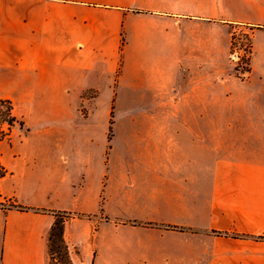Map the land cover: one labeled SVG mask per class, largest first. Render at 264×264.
Segmentation results:
<instances>
[{"label": "crops", "instance_id": "0c3cea01", "mask_svg": "<svg viewBox=\"0 0 264 264\" xmlns=\"http://www.w3.org/2000/svg\"><path fill=\"white\" fill-rule=\"evenodd\" d=\"M125 86L184 136H147L125 193L136 213L67 222L74 264H264V0H0V101L16 121L0 143V206L32 209L0 207V264H50L57 214L87 216L74 203L99 199L90 157L54 125L75 109L88 119L104 93L114 107ZM220 110L262 132L203 136Z\"/></svg>", "mask_w": 264, "mask_h": 264}, {"label": "rangeland", "instance_id": "374dc122", "mask_svg": "<svg viewBox=\"0 0 264 264\" xmlns=\"http://www.w3.org/2000/svg\"><path fill=\"white\" fill-rule=\"evenodd\" d=\"M234 38L237 45L250 47L248 35L240 34ZM235 76L239 78L236 72ZM139 94L130 86L123 87L117 92V101L112 109L108 102L110 94L104 93L101 103L88 119L83 118L80 109H75L72 120L54 125L64 132V136H70L71 148L83 150L90 157L87 190L93 198L99 191L100 197L89 201L77 200L74 205L77 209H84L87 216L96 218L99 226L103 222L101 217L115 219L137 212L130 200H126L125 193L131 190L130 183L135 175L147 165V136L183 135L181 132L177 134L176 128L180 126L178 120L170 124L167 109L135 107L139 102H152V99H139ZM219 116L223 123L204 124L203 136H250L253 131L262 132V126L250 130L249 126L227 124L228 115L221 110ZM143 179L145 177H139L140 181ZM8 204L7 201L3 202L1 207L8 208ZM56 260V264L61 262L59 255H56Z\"/></svg>", "mask_w": 264, "mask_h": 264}, {"label": "trees", "instance_id": "16d2710c", "mask_svg": "<svg viewBox=\"0 0 264 264\" xmlns=\"http://www.w3.org/2000/svg\"><path fill=\"white\" fill-rule=\"evenodd\" d=\"M235 37V36H234ZM233 37V45H232V50L234 48V46H237V43L234 41ZM236 72V70H235ZM2 102V101H0ZM8 103L10 106L11 104L9 102ZM114 107H112L113 109ZM11 107L8 109V111H2L0 110V119L2 121H9L11 123V121H15L13 119V117L11 118ZM110 117H113V112H111ZM111 127H109V131H111ZM0 178L4 177L6 175V171H4L1 166H0ZM1 207V206H0ZM11 208H16L22 211H29L32 210L31 208L28 207H24L21 205H17V204H11L8 208H4V209H11ZM67 216V217H65ZM82 217H86L88 219H92L91 216H85V215H81V214H67V213H58L57 214V218L56 221L54 223V225L52 226V229L50 231L49 234V241H48V246H49V256H50V264H56V255L60 256V260L61 262L58 264H74L72 257H71V253H70V249L69 246L66 242L64 233H65V227L67 222H69L72 219L75 218H82ZM97 230V229H96Z\"/></svg>", "mask_w": 264, "mask_h": 264}, {"label": "built area", "instance_id": "2783aa9c", "mask_svg": "<svg viewBox=\"0 0 264 264\" xmlns=\"http://www.w3.org/2000/svg\"><path fill=\"white\" fill-rule=\"evenodd\" d=\"M250 47L245 46L242 47L241 44H238L237 46H234L231 54V60L235 65V70L239 78L243 79L246 77L249 71V63H250ZM11 106L2 101L0 102V110L2 111H8V109ZM12 118V116H10ZM16 124V121H2L0 119V143L4 141H8L10 139L12 130ZM1 171V169H0ZM9 203V202H8ZM11 205V203L8 204V207ZM67 217V216H65Z\"/></svg>", "mask_w": 264, "mask_h": 264}]
</instances>
